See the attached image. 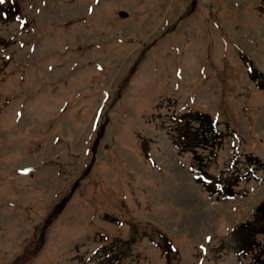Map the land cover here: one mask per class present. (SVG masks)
<instances>
[{
  "label": "rangeland",
  "instance_id": "rangeland-1",
  "mask_svg": "<svg viewBox=\"0 0 264 264\" xmlns=\"http://www.w3.org/2000/svg\"><path fill=\"white\" fill-rule=\"evenodd\" d=\"M262 163L264 0L0 4V264H263Z\"/></svg>",
  "mask_w": 264,
  "mask_h": 264
},
{
  "label": "trees",
  "instance_id": "trees-1",
  "mask_svg": "<svg viewBox=\"0 0 264 264\" xmlns=\"http://www.w3.org/2000/svg\"><path fill=\"white\" fill-rule=\"evenodd\" d=\"M195 116H196V118H200V117H202V115H200V114H192V118H193L194 120H196ZM177 121H178V123L181 122L180 119H177ZM180 127H182V129H185V130L188 131V132H191V131L189 130L190 128H188L189 125H188L187 123H185V124L183 123L182 126H180ZM259 230H260L261 232H264V226H261V227L259 228ZM263 264H264V261H263Z\"/></svg>",
  "mask_w": 264,
  "mask_h": 264
},
{
  "label": "snow or ice",
  "instance_id": "snow-or-ice-1",
  "mask_svg": "<svg viewBox=\"0 0 264 264\" xmlns=\"http://www.w3.org/2000/svg\"><path fill=\"white\" fill-rule=\"evenodd\" d=\"M6 2V0H0V4H4ZM209 239H211L210 237H209Z\"/></svg>",
  "mask_w": 264,
  "mask_h": 264
}]
</instances>
